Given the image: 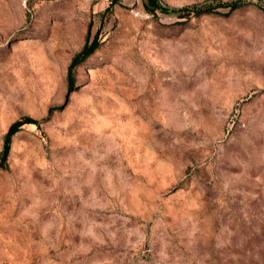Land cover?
Here are the masks:
<instances>
[{
  "label": "rangeland",
  "instance_id": "374dc122",
  "mask_svg": "<svg viewBox=\"0 0 264 264\" xmlns=\"http://www.w3.org/2000/svg\"><path fill=\"white\" fill-rule=\"evenodd\" d=\"M0 264H264V0H0Z\"/></svg>",
  "mask_w": 264,
  "mask_h": 264
},
{
  "label": "trees",
  "instance_id": "16d2710c",
  "mask_svg": "<svg viewBox=\"0 0 264 264\" xmlns=\"http://www.w3.org/2000/svg\"><path fill=\"white\" fill-rule=\"evenodd\" d=\"M237 1H239V0H237ZM226 5L228 6L229 4L228 3L224 4V6H226Z\"/></svg>",
  "mask_w": 264,
  "mask_h": 264
}]
</instances>
